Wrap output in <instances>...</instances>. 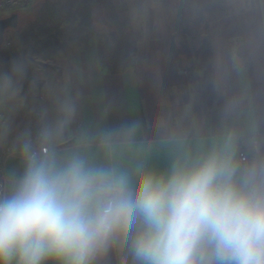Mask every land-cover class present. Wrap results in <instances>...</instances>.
<instances>
[{
  "label": "clouds",
  "instance_id": "obj_1",
  "mask_svg": "<svg viewBox=\"0 0 264 264\" xmlns=\"http://www.w3.org/2000/svg\"><path fill=\"white\" fill-rule=\"evenodd\" d=\"M26 71L0 70V108L22 99ZM60 113L21 135L22 168L0 183V264H108L113 253L119 264H264L255 166L214 151L150 169L136 124L59 147L75 104Z\"/></svg>",
  "mask_w": 264,
  "mask_h": 264
},
{
  "label": "crops",
  "instance_id": "obj_2",
  "mask_svg": "<svg viewBox=\"0 0 264 264\" xmlns=\"http://www.w3.org/2000/svg\"><path fill=\"white\" fill-rule=\"evenodd\" d=\"M263 2L258 3L261 8ZM153 15L140 22L131 16L137 51L125 71L109 73L101 67L97 35L43 70L37 93L39 123L32 137L44 123L58 120L61 105L70 100L76 114L59 147L76 143L81 135L136 124L138 144L149 149L144 159L150 169L167 171L176 161L215 151L227 153L242 171L238 154L244 151L256 168V180L264 179V34L243 28L248 13L235 22L242 26L239 33H226L232 22L210 24L216 95L214 103L206 105L194 78L172 56L164 21ZM95 29L97 34L106 32ZM2 108L8 123V110ZM7 125L0 129L1 141L15 149L19 138ZM3 168L8 176L21 170L16 152L4 160ZM108 264H119L115 253Z\"/></svg>",
  "mask_w": 264,
  "mask_h": 264
},
{
  "label": "trees",
  "instance_id": "obj_3",
  "mask_svg": "<svg viewBox=\"0 0 264 264\" xmlns=\"http://www.w3.org/2000/svg\"><path fill=\"white\" fill-rule=\"evenodd\" d=\"M191 3L195 4L197 13L192 22L194 26L190 23ZM42 5L33 19L25 23L26 29L9 28L15 32L24 57L11 55L12 61L4 63V70H9L17 61L25 65L27 71L23 84L29 88L30 97L39 90L43 75L36 86L32 85L33 67L28 60L36 58L52 62L43 65L46 70L62 55L87 46L95 35L100 65L104 70L121 73L131 64L137 51V35L132 29L127 0H44ZM230 11L228 0H156V15L164 21L172 43V56L180 69L194 78L206 105H212L216 95L207 20L217 19ZM96 23L106 32L97 34ZM32 116L30 131L35 134L39 123L35 105Z\"/></svg>",
  "mask_w": 264,
  "mask_h": 264
},
{
  "label": "rangeland",
  "instance_id": "obj_4",
  "mask_svg": "<svg viewBox=\"0 0 264 264\" xmlns=\"http://www.w3.org/2000/svg\"><path fill=\"white\" fill-rule=\"evenodd\" d=\"M130 9V15L136 18L137 21H142L146 15V18H150L156 14V0H127ZM258 1V2H257ZM228 0L231 11L226 14L219 16L217 19H209L207 20L208 32L209 35L212 34V26L210 24L213 21L223 20L224 22H232V24H228L225 27L226 33H239L242 31V26L240 24H235L236 21L240 22L242 19L243 13H248V16H245V20H247V25L243 26V28L247 29V32L264 34V5L261 8V4L259 6L258 3L261 0ZM44 0H33L30 4L23 8H19L16 10H5L0 12V17L7 16L12 12H16L18 16V24L16 27L21 29H26L27 26L25 23L29 20H32L37 11L42 8ZM264 3V2H263ZM257 4V5H256ZM190 12L191 18L190 23L192 26L193 19L196 18V6L194 3L190 4ZM95 11L92 12L94 15ZM208 17V15H206ZM101 27L102 30L105 31L104 27L99 24H95L96 27ZM231 26V27H230ZM23 48L19 46V43L16 40V34L12 29L7 28L5 30L4 41L0 46V70H4V63L11 62V55L17 54L19 57L22 56ZM28 63H31L33 67L32 75L34 76V80L32 85L36 86L39 83V80L42 77L43 65L46 63H52L50 61H42L38 59H33L32 61L28 60ZM29 88H27L23 84V89L21 93L22 99L19 102L11 103L6 105V109L8 110V130L14 136L18 138L21 137L24 133H31L30 124L32 121V113L34 110V105L36 110L38 111V93L34 92L30 97ZM31 104V105H30ZM33 105V106H32ZM32 135V133H31Z\"/></svg>",
  "mask_w": 264,
  "mask_h": 264
},
{
  "label": "built area",
  "instance_id": "obj_5",
  "mask_svg": "<svg viewBox=\"0 0 264 264\" xmlns=\"http://www.w3.org/2000/svg\"><path fill=\"white\" fill-rule=\"evenodd\" d=\"M32 1L33 0H0V12L5 10H16L19 8H23L30 4ZM6 118L7 114L5 110L3 108H0V129L5 126ZM14 153L15 151L11 146L4 144L0 140V183H4L9 177L5 173V170L3 168L4 160ZM238 162L241 170L251 167L248 156L244 151L239 152Z\"/></svg>",
  "mask_w": 264,
  "mask_h": 264
},
{
  "label": "water",
  "instance_id": "obj_6",
  "mask_svg": "<svg viewBox=\"0 0 264 264\" xmlns=\"http://www.w3.org/2000/svg\"><path fill=\"white\" fill-rule=\"evenodd\" d=\"M18 24V16L16 12H12L7 16L0 17V46L4 41V33L7 28H15Z\"/></svg>",
  "mask_w": 264,
  "mask_h": 264
}]
</instances>
